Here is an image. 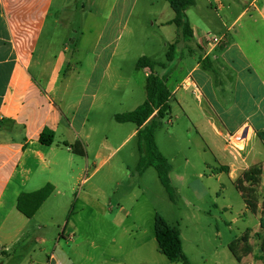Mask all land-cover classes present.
I'll use <instances>...</instances> for the list:
<instances>
[{"label":"rangeland","instance_id":"374dc122","mask_svg":"<svg viewBox=\"0 0 264 264\" xmlns=\"http://www.w3.org/2000/svg\"><path fill=\"white\" fill-rule=\"evenodd\" d=\"M62 1L55 0L52 12L61 23L60 40L68 43L65 52L69 69L60 92L65 118L74 121L77 128L86 123L91 156L101 143L106 144V149H119L109 164L86 183L74 190L62 187L57 194L54 216H43L44 231L64 233L65 238L57 245L48 238L47 252L56 249L62 261L72 260L70 264H183L169 262L160 252L156 241V217L160 215L180 231L190 264H241L228 247L236 237L240 253L244 247L242 238L250 237L252 254L243 264H264V158L247 168L251 181L244 179L247 171L241 168L236 182L231 180L229 167L223 163L232 159L224 150L225 143L211 132L202 133L203 127L199 128L196 121L195 125L190 123L173 98L169 116L156 129V143L172 164L173 201L155 168L141 175L137 171V137L125 141L137 126L115 119L117 114L131 112L146 100L147 80L144 70L137 68L138 60L146 56L167 63L169 47L178 39L176 25L161 24L175 16L169 2L130 0L126 5L128 24L118 26L117 13L109 23L106 13L89 14L86 20L83 14L84 9L103 12L115 0H71L67 10H61ZM197 3L199 8H191L189 17L194 24H203L209 4L207 0ZM102 34L103 39L96 45ZM206 35L204 40L210 45ZM217 37L222 42L212 46L224 42V36ZM73 43H78V48ZM203 55H198L196 61L205 63ZM186 62L184 68L177 67L178 63L170 66L173 73L166 77L170 91L185 85L176 80L195 61L188 58ZM164 73L162 67H156L155 74ZM62 134L61 129L59 137ZM227 144L238 161L246 160L244 167L254 161L247 157L248 142L230 140ZM242 194L256 207V213L247 208ZM253 230L259 231L252 234ZM109 256L116 259L107 261Z\"/></svg>","mask_w":264,"mask_h":264},{"label":"crops","instance_id":"0c3cea01","mask_svg":"<svg viewBox=\"0 0 264 264\" xmlns=\"http://www.w3.org/2000/svg\"><path fill=\"white\" fill-rule=\"evenodd\" d=\"M128 1L115 0L103 12L84 9V20L89 14L106 13L109 23L117 13L118 26H127ZM195 1L187 10L193 38L184 41L182 28L177 27L175 58L163 68L166 73L162 77L171 76L175 64L184 68L188 58L194 59L176 80L186 83L181 89L175 86L171 91L173 98L190 123L196 121L199 128L203 127L202 133L211 132L225 143L224 150L232 159L223 163L229 167V178L236 182L240 168L246 172L257 159L264 158V0H214V3L207 0L211 12L205 10L203 24L190 20L191 8L198 7ZM54 2L0 0V264L72 263L71 259L62 261L56 249L47 252L48 238L57 245L65 236L46 234L43 216H54L56 201L53 200L62 187L74 190L86 183L109 164L119 149H106V144L101 143L91 156L86 123L77 128L74 121L65 118L60 92L69 69L65 52L68 43L59 38L61 23L52 12ZM70 6L71 0H63L60 5L61 10ZM173 19L161 24L171 25L168 22ZM208 33L224 36L222 45H207L204 36ZM73 44L78 48V43ZM201 54H205L203 64L196 61ZM142 70L147 80L148 69ZM46 129L55 133L51 146L40 143V135ZM61 129L63 134L59 137ZM137 132L135 128L125 141L136 137ZM230 140L249 143L247 157L254 161L246 163L247 167H244L246 160L238 161L229 150ZM80 142L85 156L73 153L66 146ZM47 185H52L54 191L32 218L18 210L23 193H33ZM108 210L113 212L112 208ZM258 231L253 230L252 234ZM236 240L237 237L232 242ZM251 254L239 263L243 264Z\"/></svg>","mask_w":264,"mask_h":264},{"label":"trees","instance_id":"16d2710c","mask_svg":"<svg viewBox=\"0 0 264 264\" xmlns=\"http://www.w3.org/2000/svg\"><path fill=\"white\" fill-rule=\"evenodd\" d=\"M175 11V17L168 24H174L182 28V36L184 41H191L193 38V30L191 28L187 10L195 5V0H167ZM176 43L170 45L166 55L167 63L173 62L175 58ZM167 63L153 61L150 58L143 56L137 62V68L149 69L151 73L147 79V94L146 100L139 105L135 110L124 114H117L116 121L119 123H133L137 126V141L138 151L140 154L137 171L141 175L148 168H155L158 178L167 191L171 200H175V192L171 183L170 173L172 172V164L167 157L160 151L156 143V129L162 126L163 120L169 116L171 112L170 102L173 99V94L167 86L166 77L154 74L157 66L166 68ZM55 142V133L52 130L46 129L40 135V143L46 146H51ZM70 150L79 155L85 156L86 152L81 147L80 143L75 146H69ZM251 172L247 171L244 174V179L251 181ZM240 191V187L237 186ZM54 187L47 185L44 188L33 192L23 193L19 200L17 208L25 216L32 218L41 208L44 202L53 193ZM247 208L256 213V207L250 201L246 200L242 194ZM242 243L244 247L240 253L238 244L240 241L232 242L229 249L235 259L241 262L245 256H248L252 250L248 243V238L243 237ZM156 241L160 252L171 263L190 264L183 249V242L180 231L168 224V222L160 215L156 217Z\"/></svg>","mask_w":264,"mask_h":264},{"label":"built area","instance_id":"2783aa9c","mask_svg":"<svg viewBox=\"0 0 264 264\" xmlns=\"http://www.w3.org/2000/svg\"><path fill=\"white\" fill-rule=\"evenodd\" d=\"M206 38H208V43L211 45V44H215V45H218V44H220L221 42H222V38L221 37H217V36H214V35H212V34H210V33H208L207 35H206ZM196 89V92H197V88H195Z\"/></svg>","mask_w":264,"mask_h":264}]
</instances>
